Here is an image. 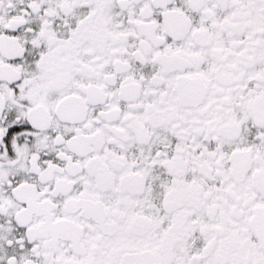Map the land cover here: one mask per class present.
<instances>
[{
    "label": "snow or ice",
    "instance_id": "6c2138e0",
    "mask_svg": "<svg viewBox=\"0 0 264 264\" xmlns=\"http://www.w3.org/2000/svg\"><path fill=\"white\" fill-rule=\"evenodd\" d=\"M0 264H264V0H0Z\"/></svg>",
    "mask_w": 264,
    "mask_h": 264
}]
</instances>
